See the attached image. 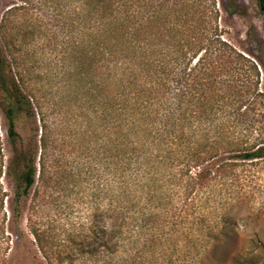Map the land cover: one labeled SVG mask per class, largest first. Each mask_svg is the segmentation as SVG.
Returning <instances> with one entry per match:
<instances>
[{"label":"trees","instance_id":"obj_1","mask_svg":"<svg viewBox=\"0 0 264 264\" xmlns=\"http://www.w3.org/2000/svg\"><path fill=\"white\" fill-rule=\"evenodd\" d=\"M72 1L81 31L72 43V77L87 83L78 93L87 114L84 134L105 138L108 205L61 251L30 219L38 249L47 264H74L81 257L107 264L126 247L135 253L123 264H180L172 257L185 234L202 248L187 264H223L219 247L238 235L229 216L221 226L209 224L197 204L217 180H233V156L242 162L264 159V92L257 66L222 39L213 0ZM258 3L264 14V0ZM7 46L0 47V108L16 145V120L22 113L31 116L33 106ZM41 148H47L45 136ZM35 156L22 150L8 167L16 220L35 184ZM0 264L9 262L0 256Z\"/></svg>","mask_w":264,"mask_h":264},{"label":"rangeland","instance_id":"obj_2","mask_svg":"<svg viewBox=\"0 0 264 264\" xmlns=\"http://www.w3.org/2000/svg\"><path fill=\"white\" fill-rule=\"evenodd\" d=\"M213 2L222 39L257 66L259 89L264 92V14L258 0ZM77 12L72 0H0V47H10L6 56L18 63L23 92L33 106L31 116L22 113L16 120V145L0 108V195L4 196L0 228L5 229L0 234V256L9 264H47L31 232L30 219L55 238L54 249L61 251L60 245L91 228L98 209L108 205L103 192L109 179L105 138L84 134L87 114L86 108L79 107L78 93L87 83H77L72 77V43L81 32ZM240 130L233 128L235 137ZM43 136L46 150L41 148ZM22 150L35 151L37 174L23 202V216L16 220L11 208L16 187L8 167ZM233 162L238 163L233 180L214 182L201 193L197 205L209 224L221 226L225 216L231 219L238 239L219 247L216 255L223 264H264V159L242 162L233 156ZM195 244L181 234L172 259L180 264L192 262L196 252L202 251L200 241ZM134 253L126 247L107 264L132 262ZM216 263L210 259L205 264ZM74 264L96 262L81 257Z\"/></svg>","mask_w":264,"mask_h":264}]
</instances>
